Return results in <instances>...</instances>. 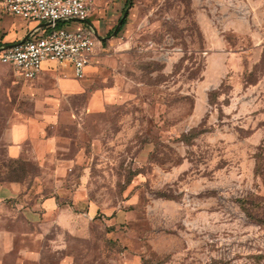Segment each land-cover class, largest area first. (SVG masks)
<instances>
[{"label":"rangeland","instance_id":"obj_1","mask_svg":"<svg viewBox=\"0 0 264 264\" xmlns=\"http://www.w3.org/2000/svg\"><path fill=\"white\" fill-rule=\"evenodd\" d=\"M129 1L97 0L84 77L45 62L36 84L0 60L6 263L264 264V0H131L110 36ZM21 116L45 119L42 161L8 154Z\"/></svg>","mask_w":264,"mask_h":264},{"label":"built area","instance_id":"obj_2","mask_svg":"<svg viewBox=\"0 0 264 264\" xmlns=\"http://www.w3.org/2000/svg\"><path fill=\"white\" fill-rule=\"evenodd\" d=\"M96 3L97 0H3V11L37 25L25 40L0 45V60L11 63L25 78L38 76L45 62L69 66L76 78L84 77L102 40L90 22ZM77 20L85 26H58L59 22Z\"/></svg>","mask_w":264,"mask_h":264},{"label":"crops","instance_id":"obj_3","mask_svg":"<svg viewBox=\"0 0 264 264\" xmlns=\"http://www.w3.org/2000/svg\"><path fill=\"white\" fill-rule=\"evenodd\" d=\"M2 1L3 0H0V3ZM2 18H6V20L4 21ZM36 25L37 22L35 21H28L20 16H16L8 12L3 13V10L0 8V45L21 40L23 37L28 36ZM53 66L54 63L49 62L46 69L51 70ZM44 69L42 70L41 75L34 80L36 84L46 80V74L49 73L45 72ZM74 77L71 76L70 79L68 76L59 77L60 88L67 92L84 89L85 82L82 83L81 81L76 80ZM11 122L10 133L8 135V154L11 157H19L24 153V151H28V149L26 150L25 148L26 142H28V144L31 146L30 151L36 159L42 161L45 159V157H48L46 151L51 150V145L50 142H48L49 140L44 137L43 128L45 125V119L43 120V117H12ZM18 189L19 183L16 181H11L9 184L3 182L0 183V222L4 217H7L9 213L12 212V209H10L5 202L6 199L15 197V193H17ZM37 205L38 204H36L33 209L30 206L25 207L22 205L18 206L19 210H15L18 212L22 211L28 217L31 215L34 216L38 212L35 208ZM42 206L46 207L48 213L52 211H60V204L58 203L57 197L55 195H50L43 198ZM27 213L32 214L29 215ZM16 232L17 231L14 228H7L2 226L0 223V264H7L4 255L7 252L13 250L16 243Z\"/></svg>","mask_w":264,"mask_h":264},{"label":"water","instance_id":"obj_4","mask_svg":"<svg viewBox=\"0 0 264 264\" xmlns=\"http://www.w3.org/2000/svg\"><path fill=\"white\" fill-rule=\"evenodd\" d=\"M131 5H132V3H131V0H130L129 3H128V6L126 7V9H125V11H124V13H123V15L121 17V19L119 20V22L115 26V28H114V30H113V32H112V34L110 36H112V35H114V34H116L118 32L119 27H120L123 19L128 15V12H129V9H130ZM97 34H99V33L97 32ZM26 38H27V36L23 37L19 42L25 40ZM100 38L104 39V37H100ZM16 43H18V42H16ZM8 45H13V43H9Z\"/></svg>","mask_w":264,"mask_h":264},{"label":"trees","instance_id":"obj_5","mask_svg":"<svg viewBox=\"0 0 264 264\" xmlns=\"http://www.w3.org/2000/svg\"><path fill=\"white\" fill-rule=\"evenodd\" d=\"M127 4H128V2L126 3V5H125V7H124V9H123V13H124V11H125V9H126V7H127ZM122 17V16H121ZM121 17L119 18V20L121 19ZM126 23V17L123 19V21H122V23H121V25H120V27H119V30H120V28L124 25ZM117 25V24H116ZM115 28V27H114ZM114 28H113V30H114ZM118 30V31H119Z\"/></svg>","mask_w":264,"mask_h":264}]
</instances>
